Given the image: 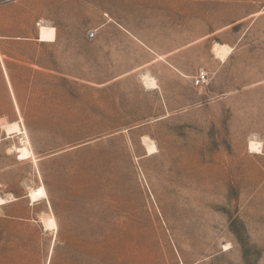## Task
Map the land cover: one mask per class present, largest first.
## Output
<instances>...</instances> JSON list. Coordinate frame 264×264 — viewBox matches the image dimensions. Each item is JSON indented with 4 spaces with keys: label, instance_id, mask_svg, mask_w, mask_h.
Returning a JSON list of instances; mask_svg holds the SVG:
<instances>
[{
    "label": "rangeland",
    "instance_id": "obj_1",
    "mask_svg": "<svg viewBox=\"0 0 264 264\" xmlns=\"http://www.w3.org/2000/svg\"><path fill=\"white\" fill-rule=\"evenodd\" d=\"M40 187L0 264H264V0H0V195Z\"/></svg>",
    "mask_w": 264,
    "mask_h": 264
},
{
    "label": "bare ground",
    "instance_id": "obj_2",
    "mask_svg": "<svg viewBox=\"0 0 264 264\" xmlns=\"http://www.w3.org/2000/svg\"><path fill=\"white\" fill-rule=\"evenodd\" d=\"M38 39L40 42H46V43H52L55 40V29L53 27L50 26H39V30H38ZM213 52H215V56L219 57L220 59H225L229 53H230V48L225 47V46H218V45H214L212 47ZM148 76V75H147ZM143 78V83L146 87L153 89L155 87V81H153L154 79L148 78L146 76L142 77ZM16 110L17 109V105L15 104ZM19 119L21 121V117L19 116ZM4 133L6 135L7 138L11 137L14 134H21L20 128L18 126L17 123H12V124H5L4 126H2ZM23 134V139L21 140V146L18 149L17 152V159L19 160H27L32 158L34 163L36 162V160L33 157L32 151L30 149V145H29V141L26 137V133L25 131L22 132ZM146 149L148 153H154L156 151V148L154 146L153 143L151 142H146L145 143ZM252 146L256 147V151L255 152H261L260 151V145L256 142H250L248 145V151L250 153H253V151L250 150V148ZM10 151H15L16 148L15 146H12L10 149ZM28 196H29V201L32 203L37 202L40 199L46 198V193L45 190L40 187L37 189H30L28 191ZM6 203V200L3 198H0V206L4 205ZM42 224L44 225L45 228L50 229V230H56V224H55V220L53 218L52 215H48L44 218H42ZM226 249V248H225Z\"/></svg>",
    "mask_w": 264,
    "mask_h": 264
},
{
    "label": "crops",
    "instance_id": "obj_3",
    "mask_svg": "<svg viewBox=\"0 0 264 264\" xmlns=\"http://www.w3.org/2000/svg\"><path fill=\"white\" fill-rule=\"evenodd\" d=\"M38 41H39V39H38ZM40 42V41H39ZM41 43H44V42H41ZM230 54V53H229ZM4 69V68H3ZM4 73H5V77H6V79H7V81H8V76H7V73H6V71L4 70ZM0 197L1 198H3V199H5L6 200V203L4 204V205H2V206H0V208L1 207H3V206H5L7 203H13V202H16V201H23L24 199H26V205H29V206H33V205H30L31 204V202L29 201V196H28V189H26V191L24 192V194H13L11 191L9 192H3L1 195H0ZM40 200H38L37 201V203L39 202ZM30 202V203H29ZM35 204H36V202H34ZM34 203H32V204H34ZM2 210L0 209V212H1ZM8 216H10V217H15V218H18V219H22V220H26L27 219V217H21V216H19V217H16V216H14V215H11V214H8ZM10 217H7V218H10ZM31 220H33L32 219V217H31ZM43 228V227H42ZM41 228V229H42Z\"/></svg>",
    "mask_w": 264,
    "mask_h": 264
},
{
    "label": "built area",
    "instance_id": "obj_4",
    "mask_svg": "<svg viewBox=\"0 0 264 264\" xmlns=\"http://www.w3.org/2000/svg\"><path fill=\"white\" fill-rule=\"evenodd\" d=\"M94 34L90 33L88 35V37L91 39L93 38ZM207 80V74L204 72H201L200 74H198L193 81V86L198 87V86H202Z\"/></svg>",
    "mask_w": 264,
    "mask_h": 264
},
{
    "label": "snow or ice",
    "instance_id": "obj_5",
    "mask_svg": "<svg viewBox=\"0 0 264 264\" xmlns=\"http://www.w3.org/2000/svg\"><path fill=\"white\" fill-rule=\"evenodd\" d=\"M250 150L253 151V152H255V151H256V147H255V146H252V147L250 148Z\"/></svg>",
    "mask_w": 264,
    "mask_h": 264
}]
</instances>
